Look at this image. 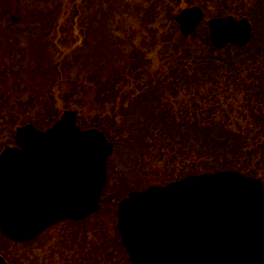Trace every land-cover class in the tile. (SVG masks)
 Masks as SVG:
<instances>
[{
    "label": "trees",
    "instance_id": "1",
    "mask_svg": "<svg viewBox=\"0 0 264 264\" xmlns=\"http://www.w3.org/2000/svg\"><path fill=\"white\" fill-rule=\"evenodd\" d=\"M141 1L142 7L135 14L138 28L133 29L131 36L127 33L125 39L116 40L111 29L107 35L95 31L97 25L104 26L101 31L107 27L101 19L93 27L84 25V37L96 33L100 45L90 52L86 40L66 68L67 74L70 73L68 86H72L74 95L80 94V99L70 96V103H65L53 91L51 100H46L47 93L41 91L16 95L14 102L9 103L11 93L5 92L11 77L35 68L36 75L41 77L40 59L48 47L40 43L44 36L36 35L39 22L33 20L24 31L15 30L18 22L10 16L15 0H0L3 6L9 3L7 9L0 7V140L6 141L0 142V150L14 143L18 124L31 123L44 128L39 123L42 122L39 114L37 121L24 123L14 117L18 103L27 116L36 115L38 110L33 108L44 97L48 105H53L46 129L64 110L77 106L83 120L84 114L93 117L89 127L103 131L114 145L102 205L117 186L119 192L129 189L125 191L128 195L152 185L221 171L240 172L261 178L264 183V0ZM32 5L38 8L36 2ZM191 6L202 8L208 19L248 18L253 26L250 44L244 48L227 45L215 49L209 42L206 23L193 35L182 36L175 16ZM123 10L107 9L104 22H112L118 14L126 12ZM56 17L46 22L54 26ZM46 26L41 28L45 35L49 30ZM7 30H11L10 36ZM26 33L28 47L21 51V44L13 38L19 42ZM87 53L91 57L83 61ZM40 82L47 87L45 81ZM6 131L9 135H5ZM121 149L132 155L131 160L128 156L127 164L134 182L129 185H123L128 166L119 168L112 160L115 151ZM124 197L116 193L112 201L117 199L118 205ZM75 225H68L63 242L54 247L53 257L58 264H131L118 229L115 234L104 235L102 228L89 233L74 228Z\"/></svg>",
    "mask_w": 264,
    "mask_h": 264
},
{
    "label": "water",
    "instance_id": "2",
    "mask_svg": "<svg viewBox=\"0 0 264 264\" xmlns=\"http://www.w3.org/2000/svg\"><path fill=\"white\" fill-rule=\"evenodd\" d=\"M201 8L176 16L184 37L204 21ZM247 18L209 20L216 49L251 40ZM17 147L0 154V231L30 241L64 220L99 210L114 147L98 129L82 130L66 110L49 129L27 124ZM118 229L132 264H264V186L260 178L224 171L135 191L118 204ZM0 264H7L0 256Z\"/></svg>",
    "mask_w": 264,
    "mask_h": 264
},
{
    "label": "rangeland",
    "instance_id": "3",
    "mask_svg": "<svg viewBox=\"0 0 264 264\" xmlns=\"http://www.w3.org/2000/svg\"><path fill=\"white\" fill-rule=\"evenodd\" d=\"M38 4V8H34L33 3ZM138 4V8L135 7ZM124 3V4H123ZM133 3V4H132ZM7 3L3 6V3L0 2V7H4L7 9ZM14 8L10 11L11 18H14L15 22H18L15 30L24 31L28 25H32L31 21L39 22V28L36 30L37 36H44V39L40 41L44 46L48 47L47 53H43L41 55V61L43 62L42 70L46 73L44 74L42 71L41 77L36 75L38 72L30 71L22 74H17V77L12 76L9 82V87H6V92L10 91V98H8V102H14L16 95L19 96L22 93L24 95H28L32 92H41L44 91L47 93L46 100H51L52 92L54 91L56 94L59 93L60 96L64 99L65 103L69 102V97L72 96L75 99H80V94L74 95L72 93V86H68V77L70 73L67 74L66 68L69 67L70 62L74 60L76 54L74 53L79 47L84 46L87 40L88 44L91 46L90 52L93 51L95 46L100 45L99 36L95 35L96 33H92L89 38L84 37V30L86 24H91L92 27L99 19L102 20V23L107 26L103 31L100 30L102 27L95 26V31H98L100 35L110 33L109 29L114 31V38L116 40H122L126 38L127 33L129 36L134 32V28H138L137 19H135V14L138 13L139 9L142 7L141 0H128V3L125 0H15L12 3ZM11 4V6H12ZM130 4V5H128ZM6 7V8H5ZM18 8V9H16ZM107 9H124L123 11L128 12L129 9H132L129 14L126 15V12L123 14H118L113 21L104 22L103 16ZM54 12V13H53ZM57 16V23H54V26H51L50 22H46L48 18H52L53 16ZM105 18V16H104ZM52 20V19H51ZM11 21V20H10ZM46 22V23H45ZM26 24V25H25ZM44 24H47L46 29L48 27V32H43ZM73 24V29H72ZM56 26V27H55ZM84 26V29H83ZM108 30V31H107ZM11 30H7L6 33L10 36ZM132 32V33H131ZM98 34V33H97ZM28 34H24V40L17 41L16 37L13 38L19 45V49L21 51L25 50L28 47ZM30 39V38H29ZM39 41V40H38ZM26 46V47H24ZM44 48V47H43ZM96 49V48H95ZM89 51V50H88ZM90 55L87 53L84 55V59L89 60ZM19 59V57H18ZM45 81L47 87L40 81ZM65 81V84H61ZM73 82V79H70ZM77 81V79H76ZM88 81V80H87ZM17 88V89H15ZM4 89V88H2ZM1 89V92H2ZM78 91V90H76ZM79 92V91H78ZM4 95V92H2ZM14 95L12 98L11 96ZM72 99V98H71ZM46 100H40L38 104L33 108L35 111L38 110L36 115L27 116L25 113L27 111L24 108H20L21 106L15 105L16 112L14 113V117L17 118L21 123L34 121L38 119V114L41 115L42 122H39L43 129L49 126V119L51 118L50 110H52L53 105L47 104ZM8 103V106L11 104ZM45 103V104H44ZM73 103V101H71ZM13 104V103H12ZM68 104H65L67 106ZM73 108H77L79 111V125L82 129H89L91 124L88 123L93 118L89 114H84V120L81 113V110L77 106H72ZM25 112V113H24ZM53 113V112H52ZM20 127V124L17 125V128ZM5 135H9V131L5 132ZM1 143H5L6 141L0 140ZM0 143V148H1ZM130 157L132 159V155L130 151L127 150H117L115 151L114 158L112 159L115 166L119 168H126V172L128 173L126 177V181L123 182V185H129L134 182V174H132L131 167L127 164V160ZM115 191L112 194H108L105 197V204L101 205L100 211L92 217H89L87 221L83 222L81 225H75L74 228L82 229L83 231H88L89 233H93L94 230L102 228L103 234H107L108 232L112 235L115 234L117 229V199L112 201L113 196L116 193L120 194V197H124L127 195L129 189L123 190L119 192V187L117 186ZM131 189V188H130ZM68 229L67 224L57 225L54 228L46 231L43 235L38 237L37 239L30 241L25 244H18L11 241H8L1 233H0V255L5 257L9 264H58L57 258L54 260L53 252L54 247L57 243L63 242V236L65 235L66 230ZM57 248V247H56ZM59 250V248H57ZM65 253V248H63Z\"/></svg>",
    "mask_w": 264,
    "mask_h": 264
},
{
    "label": "flooded vegetation",
    "instance_id": "4",
    "mask_svg": "<svg viewBox=\"0 0 264 264\" xmlns=\"http://www.w3.org/2000/svg\"><path fill=\"white\" fill-rule=\"evenodd\" d=\"M88 219V218H87ZM84 221H87V220H83V221H81V223L80 222H78V223H80V225L84 222ZM68 222H71V221H65V222H62L61 224H68ZM60 224V225H61ZM69 225V224H68Z\"/></svg>",
    "mask_w": 264,
    "mask_h": 264
}]
</instances>
